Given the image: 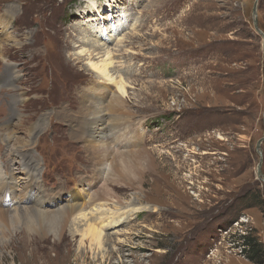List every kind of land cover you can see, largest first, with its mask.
Wrapping results in <instances>:
<instances>
[{"label": "rangeland", "instance_id": "1", "mask_svg": "<svg viewBox=\"0 0 264 264\" xmlns=\"http://www.w3.org/2000/svg\"><path fill=\"white\" fill-rule=\"evenodd\" d=\"M106 1L0 0V16L11 13L16 37L0 33V170L8 164L25 181L5 210H55L75 193L82 196L76 206H83L105 185L120 205L133 206L119 211L122 224L105 220L112 241L104 247L80 245V236L74 244L49 237L35 249H0V264H253L240 236L257 239L264 249L258 174L260 166L264 176V41L253 24L256 0ZM87 16L101 29L124 21L109 40L113 73L128 83L127 110L133 113L124 122L131 126V149L122 153L149 152L156 161H142L140 173H149L145 179L136 173L142 181L130 189L98 177L101 166L85 126L62 111L80 110L79 89L100 81L75 56L80 28L93 31ZM258 24L264 33V0ZM8 64L17 71L10 78L17 91L3 82ZM16 93L23 95L16 104L24 113L21 127L8 116ZM5 122L23 139L31 126L30 147L10 149ZM111 149L113 161L119 150ZM153 165L155 173L148 169ZM55 199L56 207L50 204ZM113 204L102 207L113 210ZM98 208L87 205L84 212L92 219ZM132 208L143 210L132 214Z\"/></svg>", "mask_w": 264, "mask_h": 264}, {"label": "bare ground", "instance_id": "2", "mask_svg": "<svg viewBox=\"0 0 264 264\" xmlns=\"http://www.w3.org/2000/svg\"><path fill=\"white\" fill-rule=\"evenodd\" d=\"M108 1L110 0H107L106 2ZM93 4L95 5L96 3ZM10 14L11 13L7 11L3 13V16H0V33L3 34L2 36L7 35L9 40H16L15 35H12V33L10 32L11 22L13 21V16H10ZM86 18H84L83 20L89 21V24L92 26L93 31L90 32L89 28H80L82 30L79 35L80 38H78L77 43L75 44V48L77 49V52L75 54V56H77L76 60H78L79 62L87 61L86 67H90L91 70L95 73V75L98 77L97 81L107 80L109 85L104 86L100 81H98L95 84L93 82L94 85L79 89V93L77 94L80 95L81 99H79L82 103L80 110L78 109L73 114V111L69 112L65 108H63L62 111L64 113V116L68 120L74 121L80 126H85L84 130L87 132L84 137L88 139V144H91V148L98 155L97 160L101 166L98 171V177L102 178L106 176L105 179L107 180L106 182L108 184L116 182L115 186L121 185L126 189H130L134 187L135 183L139 184L141 178L145 179L147 174L149 173H140V168H142V161H145L147 163V166L152 165L156 161L153 159L152 154L149 152L122 153V149H131V147L128 146L129 140H131V137L129 136L131 126L124 122L130 121L131 118L128 115H132L133 113H130L127 110L126 98L128 97V91L126 90V86L128 85V83L122 80L120 81V76L118 77L113 73V49L112 46L110 47L109 40L111 34L115 36L116 33L122 28L124 21L123 19H120L119 21L117 20V22L114 23L116 26L113 25V22L110 21L107 28L101 29L98 22H96L98 25H95L93 21H90L89 16H87ZM3 28H5L6 30L2 31ZM120 42L122 43V41ZM2 43V37L0 36V45L3 46ZM8 67L9 68L7 69V72L9 73L7 74L8 76L3 80V82H6L7 88H11L12 90L17 91L18 86L11 85L12 80L10 79L11 76L17 74V71L14 72L12 70V64H8ZM114 75L117 77H115ZM110 85H114L116 89H112V91L110 89ZM110 95L112 96L110 97ZM22 96V94L16 93L12 97L13 102H10L11 108L8 112V116L10 117V119H17L16 121H18V123L16 124V126L18 125L19 127H21L20 124L24 122V113L22 110L16 109V104L19 103L20 100H22ZM140 125L141 124L139 123L138 127ZM4 128V130L6 131L4 136H6L8 138V142L11 143L10 146L12 148L10 149L22 150L26 147H30L28 146L30 144L29 139L33 136V130L31 129V126L28 127V139L17 137L15 134V126L11 127L10 123L5 122ZM75 136L76 138H78L82 136V134H79L78 132ZM113 146L117 147L119 151L117 156L113 158V161H110V158L113 155V151L111 149V147ZM29 159L33 164L32 167L35 166V155L33 154L29 156ZM17 164L19 165V163ZM7 165L4 166L3 164V166L5 167L4 172L6 171V173L0 170V249L2 250L10 249L15 244L25 248L35 249L39 244L38 242H40L39 239L49 237H52L57 241L65 240L68 243L72 242L71 244H74L76 242L73 239L78 236L81 237L80 245L83 243L86 244V242L88 241L91 248L93 246H95L96 248L104 247L112 241L110 239L112 237L111 233H105L104 230H110V226L122 224L124 222V219L119 211H121L123 208L133 206L120 205L118 200L114 199L116 197L111 193L112 190L107 187L108 185H105L97 193V195L96 193L94 194L96 196L92 197L83 206L82 204L81 206H76L82 196L80 193H75L70 195V202L65 201L66 204L64 206H61L55 210L50 209L46 212H42L40 211L41 206L31 208L23 206V208H20V210H14L15 213L9 214L5 210V205L9 203V198L14 197L12 191L17 195L18 191L16 190V187H20L23 184L22 182L25 181H21V179H18V174H15L14 170H12V168L9 169ZM1 168L2 167L0 166V169ZM153 168L154 165L148 169H151L150 171H153L154 173L158 171V168ZM9 170L10 172H8ZM136 173H140V175L142 174L141 176L143 177L139 179V176H137ZM111 175L113 176V178L111 177ZM30 178L31 182L34 185H37L36 177L30 174L28 175V179ZM153 184H158L157 179H154ZM27 195L28 191L26 190L20 200H23V198H25ZM57 198H59V196H57ZM111 201H114V208H112L113 210L110 209L111 207L108 210H104L102 206H104L106 202L108 203ZM60 202H63V199ZM50 204H53V206L56 207L57 199H55V201L53 202H50ZM87 205L93 206L95 208L99 207L98 210L95 209V211L90 212L91 214L95 213V215L96 213H99L95 218H92L94 220L87 217L89 213L86 214L84 212L86 210L85 206ZM128 210H131L130 212L134 214L141 212L143 208H132ZM106 219L109 220V224H111L110 226L106 225ZM79 220H82L83 222H85V224L81 225L82 221ZM20 226H24V228H18ZM66 233L69 234V236H67ZM1 256L2 258L4 257L3 252ZM32 257L34 258L35 256Z\"/></svg>", "mask_w": 264, "mask_h": 264}, {"label": "trees", "instance_id": "3", "mask_svg": "<svg viewBox=\"0 0 264 264\" xmlns=\"http://www.w3.org/2000/svg\"><path fill=\"white\" fill-rule=\"evenodd\" d=\"M240 237L243 241V252L248 255L249 260L253 264H264V249L263 246L258 243L257 239L252 238L247 234Z\"/></svg>", "mask_w": 264, "mask_h": 264}, {"label": "water", "instance_id": "4", "mask_svg": "<svg viewBox=\"0 0 264 264\" xmlns=\"http://www.w3.org/2000/svg\"><path fill=\"white\" fill-rule=\"evenodd\" d=\"M258 4H259V0H256V3L254 5V9H253V24H254L255 30L257 31V33H259L262 36L263 41H264V33L262 32V30L260 29L259 24H258ZM262 141L259 142L257 150L260 149ZM258 174H259L260 180H262L264 182V176H263V174L261 172V167L260 166H259V173Z\"/></svg>", "mask_w": 264, "mask_h": 264}]
</instances>
